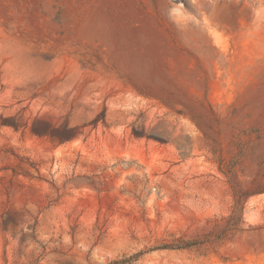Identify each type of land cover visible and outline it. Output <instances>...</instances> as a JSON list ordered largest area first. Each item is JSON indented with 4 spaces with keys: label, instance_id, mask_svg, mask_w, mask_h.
<instances>
[{
    "label": "rangeland",
    "instance_id": "obj_1",
    "mask_svg": "<svg viewBox=\"0 0 264 264\" xmlns=\"http://www.w3.org/2000/svg\"><path fill=\"white\" fill-rule=\"evenodd\" d=\"M264 264V0H0V264Z\"/></svg>",
    "mask_w": 264,
    "mask_h": 264
},
{
    "label": "trees",
    "instance_id": "obj_2",
    "mask_svg": "<svg viewBox=\"0 0 264 264\" xmlns=\"http://www.w3.org/2000/svg\"><path fill=\"white\" fill-rule=\"evenodd\" d=\"M138 257V255L134 256V257H131L129 259H126L125 261H122L120 264H126V263H129L131 262L133 259H136ZM116 264V263H115ZM118 264V263H117Z\"/></svg>",
    "mask_w": 264,
    "mask_h": 264
}]
</instances>
